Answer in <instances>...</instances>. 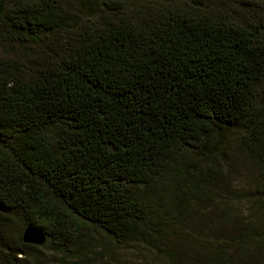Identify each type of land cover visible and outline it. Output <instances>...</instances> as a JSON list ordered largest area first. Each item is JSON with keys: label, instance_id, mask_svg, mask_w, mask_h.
Returning <instances> with one entry per match:
<instances>
[{"label": "trees", "instance_id": "16d2710c", "mask_svg": "<svg viewBox=\"0 0 264 264\" xmlns=\"http://www.w3.org/2000/svg\"><path fill=\"white\" fill-rule=\"evenodd\" d=\"M0 42V264H87L88 226L159 250L230 130L264 197V0H0Z\"/></svg>", "mask_w": 264, "mask_h": 264}, {"label": "rangeland", "instance_id": "374dc122", "mask_svg": "<svg viewBox=\"0 0 264 264\" xmlns=\"http://www.w3.org/2000/svg\"><path fill=\"white\" fill-rule=\"evenodd\" d=\"M123 1L129 7L143 2ZM158 1L176 4L182 0ZM220 1L222 4L236 5L245 0ZM8 49L0 42V57H5ZM225 133L230 148L228 165L222 166L203 201L190 202L185 214L171 227L168 242H159V250L144 242L122 244L103 231L88 226L86 230L93 249L101 255H91L87 264H171L175 260L200 264L218 248H227L228 261L264 264V197L257 192V172L238 153L236 145L239 133L233 130ZM17 227L15 225L13 228L16 234ZM39 252L47 264L68 261L50 248H41Z\"/></svg>", "mask_w": 264, "mask_h": 264}, {"label": "water", "instance_id": "95a60500", "mask_svg": "<svg viewBox=\"0 0 264 264\" xmlns=\"http://www.w3.org/2000/svg\"><path fill=\"white\" fill-rule=\"evenodd\" d=\"M21 239L27 244L42 245L45 242L46 236L42 229L28 225L23 229Z\"/></svg>", "mask_w": 264, "mask_h": 264}]
</instances>
